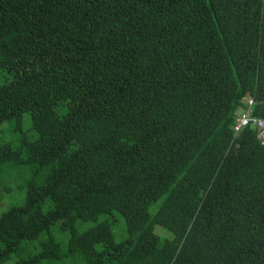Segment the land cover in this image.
I'll list each match as a JSON object with an SVG mask.
<instances>
[{
  "label": "trees",
  "instance_id": "16d2710c",
  "mask_svg": "<svg viewBox=\"0 0 264 264\" xmlns=\"http://www.w3.org/2000/svg\"><path fill=\"white\" fill-rule=\"evenodd\" d=\"M0 70V127L38 132L0 162L49 168L0 216V263L60 259L32 253L60 223L84 264H264V145L235 130L264 118V0H0ZM114 211L124 242L74 228Z\"/></svg>",
  "mask_w": 264,
  "mask_h": 264
},
{
  "label": "rangeland",
  "instance_id": "374dc122",
  "mask_svg": "<svg viewBox=\"0 0 264 264\" xmlns=\"http://www.w3.org/2000/svg\"><path fill=\"white\" fill-rule=\"evenodd\" d=\"M8 74L5 70H0V85L7 81ZM242 110H240L241 112ZM243 113V112H242ZM38 138V132L33 126L32 115L26 112L19 119L12 118L3 123L0 127V151L9 145L17 148L25 141H34ZM49 168L46 166L40 168L38 165L27 163L17 164L14 162H0V216L12 206H19L25 203L28 191L31 185H44L45 176L48 174ZM155 204L151 212L154 213L157 205ZM51 207V203L47 202L43 206V210L47 211ZM108 221L112 225L113 235L116 244L124 242L128 238L127 224L125 218L118 212L110 215H100L95 221L75 222L74 228L78 234H82L88 230L95 228L98 224ZM156 234L161 238L162 242L172 240L173 235L160 227L156 228ZM52 238L59 245L61 258L55 260H47L44 264H84L82 258L77 255H65L66 245L69 233L63 230L61 224L58 223L45 232L38 241L33 245L32 253L40 252L41 243ZM29 244L22 245L24 248L20 253L11 255L9 260L0 264H12L14 261L27 256V247Z\"/></svg>",
  "mask_w": 264,
  "mask_h": 264
},
{
  "label": "built area",
  "instance_id": "2783aa9c",
  "mask_svg": "<svg viewBox=\"0 0 264 264\" xmlns=\"http://www.w3.org/2000/svg\"><path fill=\"white\" fill-rule=\"evenodd\" d=\"M247 102L251 105L252 99L248 97ZM252 126L257 131V137L261 145H264V118H259L251 114V109L241 113L236 119L235 130L239 133L243 128Z\"/></svg>",
  "mask_w": 264,
  "mask_h": 264
},
{
  "label": "clouds",
  "instance_id": "9594fccd",
  "mask_svg": "<svg viewBox=\"0 0 264 264\" xmlns=\"http://www.w3.org/2000/svg\"><path fill=\"white\" fill-rule=\"evenodd\" d=\"M258 138V137H257Z\"/></svg>",
  "mask_w": 264,
  "mask_h": 264
}]
</instances>
